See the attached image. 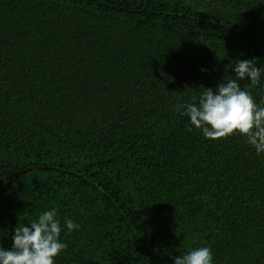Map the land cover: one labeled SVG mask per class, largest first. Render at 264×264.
<instances>
[{
    "label": "trees",
    "instance_id": "16d2710c",
    "mask_svg": "<svg viewBox=\"0 0 264 264\" xmlns=\"http://www.w3.org/2000/svg\"><path fill=\"white\" fill-rule=\"evenodd\" d=\"M239 60L264 0H0V247L55 208L56 264H264V154L178 110Z\"/></svg>",
    "mask_w": 264,
    "mask_h": 264
},
{
    "label": "clouds",
    "instance_id": "9594fccd",
    "mask_svg": "<svg viewBox=\"0 0 264 264\" xmlns=\"http://www.w3.org/2000/svg\"><path fill=\"white\" fill-rule=\"evenodd\" d=\"M229 67L234 77H224L215 90L205 89L198 100L193 97L192 102L180 104L178 110L206 139L239 134L257 155L264 154V100L257 103L239 83L247 80L250 86L261 85L264 65L257 67L255 60H239ZM79 227L67 217L62 224L55 208L44 211L29 223L16 226L11 250L0 247V264H56V258L67 249V244L61 241V232ZM173 259L174 264H214L208 246L193 248Z\"/></svg>",
    "mask_w": 264,
    "mask_h": 264
},
{
    "label": "water",
    "instance_id": "95a60500",
    "mask_svg": "<svg viewBox=\"0 0 264 264\" xmlns=\"http://www.w3.org/2000/svg\"><path fill=\"white\" fill-rule=\"evenodd\" d=\"M21 175V174H20ZM19 177V175H17ZM13 181H11L6 187H9L12 184Z\"/></svg>",
    "mask_w": 264,
    "mask_h": 264
}]
</instances>
